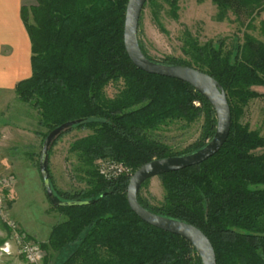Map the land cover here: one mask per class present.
<instances>
[{
	"label": "trees",
	"instance_id": "obj_1",
	"mask_svg": "<svg viewBox=\"0 0 264 264\" xmlns=\"http://www.w3.org/2000/svg\"><path fill=\"white\" fill-rule=\"evenodd\" d=\"M37 1L21 11L31 41L32 74L16 84V93L38 110L47 133L74 121V127L93 130L70 149L86 165L89 189L59 192L66 202L80 205L59 204L47 193L65 219L52 227L43 247L59 252L77 244L62 264H203L189 241L149 225L130 208V174L108 180L96 162L122 163L134 173L154 159L196 152L215 134L213 106L191 85L132 63L124 43L129 0ZM163 1L178 16L180 0ZM212 1L223 16L229 11L251 16L264 9V0ZM182 54L164 63L198 69L221 83L231 108V131L211 158L159 176L164 200L146 208L202 230L217 264H264V151L257 153L264 137L240 120L248 103L261 96L254 87H264V41L247 34L243 43L226 50L222 43L202 44L187 33ZM114 82L122 87L108 97L105 89ZM202 116L200 140L182 152L151 134L170 121L192 123Z\"/></svg>",
	"mask_w": 264,
	"mask_h": 264
},
{
	"label": "rangeland",
	"instance_id": "obj_2",
	"mask_svg": "<svg viewBox=\"0 0 264 264\" xmlns=\"http://www.w3.org/2000/svg\"><path fill=\"white\" fill-rule=\"evenodd\" d=\"M262 21L264 9H258L251 16H236L232 11L223 16L212 0H180L178 16H174L168 4L156 0L147 3L142 12L138 38L148 59L165 64L168 58L183 56L187 33L202 44L213 41L216 46L222 43L224 49L231 50L243 43L247 34L264 41ZM121 87L122 82L110 83L105 89L107 96L114 97ZM254 90L261 96L248 103L240 120L264 137V87H254ZM203 125V116L192 123L173 120L151 134L178 153L200 140ZM47 132V128L39 125L38 110L21 100L15 87L0 89V264H62L77 247V244L69 245L59 252L43 247L52 227L65 219L52 208L47 193L60 204L66 201L59 192L72 195L89 189L86 165L70 149L75 141L93 130L73 125L52 140L47 164L50 192L45 187L40 169L43 144L51 133ZM263 151L264 148L257 153ZM103 161L96 162L98 171ZM128 169L132 174L131 168ZM164 196L159 176L147 181L138 194L144 207L161 204ZM23 243L38 246L41 257L34 262L27 259L20 253ZM5 248L9 252L3 251Z\"/></svg>",
	"mask_w": 264,
	"mask_h": 264
},
{
	"label": "water",
	"instance_id": "obj_3",
	"mask_svg": "<svg viewBox=\"0 0 264 264\" xmlns=\"http://www.w3.org/2000/svg\"><path fill=\"white\" fill-rule=\"evenodd\" d=\"M147 2L148 0H129L128 2L124 26V43L128 56L139 69L150 74L181 80L203 94L216 112L217 128L212 140L200 150L187 155L154 159L137 169L128 184V203L130 208L149 225L179 235L189 241L198 251L203 264H217L214 246L202 230L183 221L158 215L139 202L138 194L146 181L156 176L199 165L217 154L227 142L232 126V114L227 93L217 79L195 68L159 64L144 55L139 43L138 29ZM76 123L77 121L68 122L57 127L51 131L43 144L40 169L48 192L51 191L47 169L50 144L56 136ZM60 204L80 205L82 202L71 201Z\"/></svg>",
	"mask_w": 264,
	"mask_h": 264
},
{
	"label": "crops",
	"instance_id": "obj_4",
	"mask_svg": "<svg viewBox=\"0 0 264 264\" xmlns=\"http://www.w3.org/2000/svg\"><path fill=\"white\" fill-rule=\"evenodd\" d=\"M37 0H0V89H13L32 74L31 41L22 8Z\"/></svg>",
	"mask_w": 264,
	"mask_h": 264
},
{
	"label": "built area",
	"instance_id": "obj_5",
	"mask_svg": "<svg viewBox=\"0 0 264 264\" xmlns=\"http://www.w3.org/2000/svg\"><path fill=\"white\" fill-rule=\"evenodd\" d=\"M99 172L103 177H105L108 180H111V179H116L123 174H129V169L122 163H118L111 160H105L101 163ZM130 175L132 176L133 173ZM0 203L2 202L0 201ZM16 238H18L17 235ZM38 248H39L38 246H33L30 244L23 243V245L20 248V253L24 254L26 258L29 259L30 261L34 262L41 257L40 255L41 253H39ZM3 251L9 252V249L5 248Z\"/></svg>",
	"mask_w": 264,
	"mask_h": 264
}]
</instances>
